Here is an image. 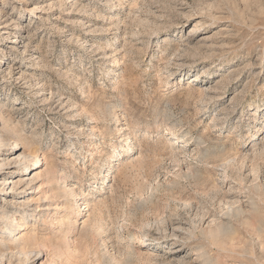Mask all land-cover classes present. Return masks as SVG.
Returning <instances> with one entry per match:
<instances>
[{"label":"rangeland","instance_id":"rangeland-1","mask_svg":"<svg viewBox=\"0 0 264 264\" xmlns=\"http://www.w3.org/2000/svg\"><path fill=\"white\" fill-rule=\"evenodd\" d=\"M0 145V264H264V0H0Z\"/></svg>","mask_w":264,"mask_h":264},{"label":"bare ground","instance_id":"bare-ground-1","mask_svg":"<svg viewBox=\"0 0 264 264\" xmlns=\"http://www.w3.org/2000/svg\"><path fill=\"white\" fill-rule=\"evenodd\" d=\"M194 24H195V26H194V28H193V31H195V30H200L201 29V27L204 25V23H203V21L202 20H200V19H198V20H196L195 22H194ZM168 122V121H167ZM172 126V125H171ZM172 127H175L174 125L172 126ZM171 128V127H170ZM174 129V128H173ZM173 129H170L171 131L173 130ZM1 143H4L3 141L1 142ZM4 144H6V143H4ZM1 148H2V145H0V150H1ZM120 151H122V152H124V153H126L127 151H129V152H131V151H133V149L132 148H126V149H124L123 148V146H121V149H120ZM203 157H206V154L204 153V155H203ZM202 157V158H203ZM14 163H16V162H14ZM18 163V162H17ZM36 163H40V161L39 160H37L36 161ZM223 163V162H222ZM227 163V162H226ZM37 164V165H38ZM37 167V166H36ZM229 167H231V165L229 166ZM12 180V179H11ZM11 180H9V181H11ZM6 183V182H5ZM14 189V188H13ZM15 189H17V188H15ZM228 215H230V217H232V216H235V215H237V212H235L234 210H232L231 211V213H228ZM11 220V219H10ZM9 220V221H10ZM11 222V221H10ZM14 223H16V228H13V229H10V235H13V232L14 231H18L19 233H17L16 235H20V233H21V230H25L27 227H26V225H23L22 223L20 224V223H17L16 222V220L14 221ZM6 230V229H5ZM7 230H9V228L7 229ZM7 234V233H6ZM15 235V236H16ZM10 238V237H9ZM8 238V239H9ZM13 239V238H12ZM24 254V253H23ZM35 254H36V256H38V255H40V252H35ZM2 259V258H1ZM29 259H27L26 261H28Z\"/></svg>","mask_w":264,"mask_h":264}]
</instances>
